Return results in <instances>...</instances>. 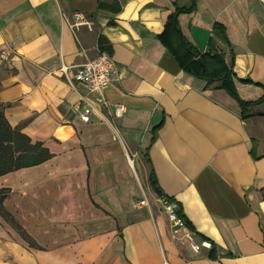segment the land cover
<instances>
[{
    "label": "crops",
    "instance_id": "crops-1",
    "mask_svg": "<svg viewBox=\"0 0 264 264\" xmlns=\"http://www.w3.org/2000/svg\"><path fill=\"white\" fill-rule=\"evenodd\" d=\"M190 4L0 0V104L12 128L52 154L0 176V189L10 190L2 207L36 244L0 216V264H264V117L244 118L217 82L181 66L191 56L166 21ZM195 7L178 17L182 34L199 54L232 60L238 78L256 83L243 86L245 100L258 98L264 0ZM77 13L89 26L71 28ZM101 53L117 65L106 99L126 108L116 129L97 114L84 123L78 112L88 91L67 81ZM152 171L199 251L159 210ZM142 192L152 205L139 203Z\"/></svg>",
    "mask_w": 264,
    "mask_h": 264
},
{
    "label": "trees",
    "instance_id": "trees-1",
    "mask_svg": "<svg viewBox=\"0 0 264 264\" xmlns=\"http://www.w3.org/2000/svg\"><path fill=\"white\" fill-rule=\"evenodd\" d=\"M196 10L195 0H191L189 7L180 8L176 7L174 12L167 18L166 28L172 26L179 31L182 48L191 56L189 63H184L180 60V64L187 72L207 80L208 82H217L218 86L224 89L230 96H232L244 111V118L251 115H259L264 117V110L259 113L247 114V110L251 106L264 104V91L257 98L254 93H249L250 97L257 99L245 100L247 95L246 88L243 86H256V83L238 78L233 72L232 60L227 63L222 54L210 52L207 54H199L197 50L190 44L186 36L180 30L178 17L181 14L193 13ZM216 26V30H217ZM219 35L218 31L213 28V34ZM225 41L224 35H219ZM198 54L202 60L200 65L194 60V55ZM1 88V84H0ZM249 90V88H248ZM251 92V91H250ZM4 106L0 104V176L9 172L19 170L21 168L31 167L41 164L52 157L50 151L40 142L33 143L28 136L21 133L19 129L12 128L5 118L3 112ZM150 184L158 198L167 197L158 185L154 172L150 175ZM10 193L7 188L0 189V216L10 224V226L17 231V233L27 241L30 247H36L35 242L28 236V234L16 223L13 216L8 213L3 207L2 202ZM177 214L181 217L186 225L191 228L192 226L185 220L180 209L178 208Z\"/></svg>",
    "mask_w": 264,
    "mask_h": 264
},
{
    "label": "built area",
    "instance_id": "built-area-1",
    "mask_svg": "<svg viewBox=\"0 0 264 264\" xmlns=\"http://www.w3.org/2000/svg\"><path fill=\"white\" fill-rule=\"evenodd\" d=\"M87 25L89 22L82 14H76V21L71 24V28L78 29L80 26ZM64 73L67 67L61 68ZM117 72L116 62L107 54L101 53L93 59H87L77 65L73 78H67L68 83L73 86L74 82L83 84L89 94V98L80 97V111L78 112L80 119L84 123L91 121L93 114H97L100 119L109 123L114 129L115 120L120 118L125 112V106L121 104L110 103L105 93L112 83V76ZM79 109V107H78ZM133 164V159L130 161ZM140 204L148 206V200L144 192H142ZM165 210V213L171 222L175 231L180 232L183 237L190 243L194 251H199L200 246L194 243L192 234L188 231L185 221L178 216V204L174 200L165 197L159 199ZM203 247L210 248L207 242L202 243Z\"/></svg>",
    "mask_w": 264,
    "mask_h": 264
},
{
    "label": "rangeland",
    "instance_id": "rangeland-1",
    "mask_svg": "<svg viewBox=\"0 0 264 264\" xmlns=\"http://www.w3.org/2000/svg\"><path fill=\"white\" fill-rule=\"evenodd\" d=\"M139 174V173H138ZM140 175V174H139ZM144 188L146 189V186L144 185ZM146 197H148V199H149V201H148V204L149 203H151V205H152V201L150 200V198H149V196H146ZM147 199V200H148ZM157 206L159 207V210L164 214V215H166V213H165V210H164V208H163V206H162V203L159 201L158 203H157ZM167 216V215H166Z\"/></svg>",
    "mask_w": 264,
    "mask_h": 264
},
{
    "label": "water",
    "instance_id": "water-1",
    "mask_svg": "<svg viewBox=\"0 0 264 264\" xmlns=\"http://www.w3.org/2000/svg\"><path fill=\"white\" fill-rule=\"evenodd\" d=\"M194 58H196L197 61L202 65V61H201V59H200V57H199L198 54H195V55H194Z\"/></svg>",
    "mask_w": 264,
    "mask_h": 264
}]
</instances>
